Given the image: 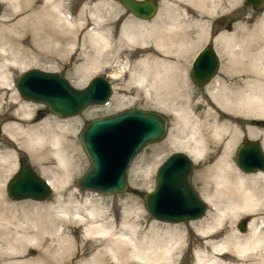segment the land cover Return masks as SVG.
<instances>
[{
	"label": "bare ground",
	"instance_id": "bare-ground-1",
	"mask_svg": "<svg viewBox=\"0 0 264 264\" xmlns=\"http://www.w3.org/2000/svg\"><path fill=\"white\" fill-rule=\"evenodd\" d=\"M220 1L190 0L192 3L189 5L194 10L204 8V14H202L204 19L196 16L195 22L192 20V26L195 29L192 35L185 33L186 24L180 28L179 22L182 18L175 20L174 16L169 20L166 16L167 21L160 16L154 17L147 24L137 23L139 31L124 22L120 29V38L115 42L120 44L122 41L127 44L135 39L138 44L140 43V50L143 47L144 49L150 47L154 52L145 53L135 60L132 66L128 64L125 69L116 70L113 63L114 56L127 55L126 50L131 52L134 50L121 47L115 54L112 53L109 37L99 29L100 23L97 18L94 28L91 29L90 22H83L80 16L77 20L68 19L63 0H6L5 2H9L8 5L13 8L12 11L23 13L14 22L7 23V27L0 21V97L5 93L3 89L10 84L11 89L15 91L12 97L17 95L15 87L9 81L6 65L18 70L29 65L40 68L54 67L50 59L61 55V51L68 50V54L73 55V68L86 76L98 70L101 61L102 64L109 63L107 64L109 68L113 67V74L110 77L117 79L127 76V81L123 85L127 89L123 91L122 100L116 101L115 105L123 101H131L141 94L135 89H143L145 93L147 92L146 94L151 93V90L153 93L156 91L154 93L156 107L167 110L162 104L163 96L158 91L163 86V90L168 89L167 87L186 89L187 86L184 84L187 82V76L185 69L183 71L176 69L178 66L176 59L173 60L161 54H172L176 57L179 53L185 55L184 53L189 50L196 49L206 29H209L207 28L209 25L206 26L207 15L212 14L214 10L212 8ZM183 11L192 15L186 8ZM161 13L164 12L161 11ZM15 24H18V32L30 33L28 46L22 43L20 37L12 38L13 35L9 30L12 32L16 30L18 27L15 28ZM12 28L15 29L12 30ZM84 28L86 31L81 36L80 30ZM177 31L179 33H176ZM231 36L232 34L218 32L213 37V42L222 41L228 52V59L237 58L236 67L226 66L229 69L226 67L224 69L227 75L233 73L237 75L236 83L226 85L219 82L213 90L211 86L213 79L211 83L204 85L213 105L202 108L204 120L194 118L189 105H172L171 110L175 115L174 125L166 133L168 149L184 151L193 161L199 160L202 153L212 152L216 158L215 162L205 170L209 176L208 181L212 183L211 188L202 190V197L209 206L214 208L216 215L211 217L204 215L205 217L201 216L199 220L195 219L200 223L197 226L195 225L197 221L192 222L203 244L201 248L203 250H200L202 252L196 251L194 254L195 264H264V258L258 253L264 246V214H261L264 212V172H262L264 170L241 171L230 163L229 158L230 148L240 135L238 125L242 121L246 124L244 117L264 120V54L260 51L252 53L248 50V52L244 48L231 50ZM204 39L206 40L205 37ZM146 40H150L148 47L144 46ZM193 42L196 43L195 47H192ZM83 47H89L91 50L89 52L84 50L82 55L83 49L80 48ZM125 55L123 58L128 60L129 56ZM82 56L88 59L84 61ZM180 64L179 66H182ZM81 79H78V83ZM169 82L172 85H167ZM132 85L135 87H131ZM17 107L15 112L23 113V116L19 117H22L24 122L17 121V118L4 122L1 126L2 132L27 150L41 152L47 149L46 153L53 157L59 169V173L55 170L52 176H45L52 188H55L57 183H64L66 175L70 172L69 165H73L77 158L76 150L78 149L75 150L68 145L63 134L70 120H62L64 124H59L53 120L50 122L51 118L46 117L33 123L34 117L30 116L32 106H28V101L23 100ZM16 113L13 116L17 117ZM257 132H260L262 136L261 143L264 151V128L248 126V136H253ZM108 143L112 144L113 140H109ZM209 145H212L210 150ZM7 155H0V162H7L9 158ZM137 170V167L135 169L133 167L131 176L137 175ZM131 181L135 183L134 179ZM164 190L174 193L172 186ZM175 195L177 197L176 192ZM72 202L59 201L60 208L55 209L56 212L53 213L52 209L56 207L53 203H47L44 206L18 204L6 201L0 194V264H128L131 258L137 259L142 264H178L175 253L179 252L181 242L183 244V234L180 232L168 233L167 238L164 239L158 227L151 224L149 229L152 235L146 242L145 237H141L143 233L138 234L136 223L133 225L128 221V216L131 214L138 221L140 212L132 213V210L124 214V219L115 225L108 219L103 208H88L85 203ZM241 213L252 214L246 222V234L227 231L221 238L214 239L216 231H220ZM73 223L76 225L74 226ZM76 228L80 233L79 238L70 235ZM137 235L141 239L139 242ZM204 248H208L211 254L207 259H205ZM74 258L76 260L72 262Z\"/></svg>",
	"mask_w": 264,
	"mask_h": 264
},
{
	"label": "rangeland",
	"instance_id": "rangeland-1",
	"mask_svg": "<svg viewBox=\"0 0 264 264\" xmlns=\"http://www.w3.org/2000/svg\"><path fill=\"white\" fill-rule=\"evenodd\" d=\"M5 1L6 0H0V21L2 22V25L5 24V26L7 27L9 23H12L17 18H19L23 12L15 11V10L12 11L13 8H11V6L8 5L9 2L6 3ZM63 2H64V11H66V13L68 14L69 20L70 19L77 20L80 16L83 18V22L84 21L90 22V26H92L91 27L92 29L94 28L96 18H97L98 23H100L98 24L99 29L103 30V33L105 35L107 34V36L109 37V41L112 47L110 49L112 53L115 54L117 52V49L118 48L121 49V47L122 49L127 48V49L134 50L132 52L131 50L125 51L126 54L129 56L128 60L123 58L125 54L124 55L116 54L114 56L115 58H113V63H115L116 70L125 69L128 64H131L132 66V64L134 65L135 60H137L138 58H141L145 53L154 52L153 50H151L150 47L145 48V49L143 47L140 50V46H139L140 43L138 44V42H136L135 39L127 43L128 45L122 41H120V44L118 42H115L117 39L120 38V29L124 22H127L131 26H134L133 28L139 31L140 29H138L137 23L147 24L154 17H160V16L162 17V19L165 18L164 20L167 21V18L169 20L171 17L173 18L174 16L175 20H181L182 18V20L179 22L181 23L180 28L186 24L187 30L185 33H190V35H192L194 34V30H195L192 24L196 16H199L200 18L204 19V17L202 16V14H204V8L200 7L201 10L200 9L194 10L193 7L192 6L190 7L189 5L190 3H192L190 2V0H159L155 15L151 18L141 19V20H139L134 15H132L120 3L119 0H63ZM184 8H186L188 12H191L192 15L186 14L183 11ZM212 10H213L212 14L209 13L207 15L209 24L208 22H206V26L209 25V27H207L209 29H206L205 34H203L202 36L203 38L201 37L202 42H203L204 37L206 38V40L204 39V42H209L211 36L214 35L216 32L217 33L224 32V33H227L228 35L232 34V36L230 37L232 40V44L230 47L231 50L234 51L237 48L239 49L244 48L247 51L250 50L252 53L256 51H260L262 54H264V0L255 7H252L245 0H221L219 4H217L214 8H212ZM161 11L164 13L162 14ZM10 12L12 13L14 12V13L12 14ZM199 12L201 14H198ZM157 13L159 16L157 15ZM177 15H178V18H177ZM221 16H224L225 22L220 20ZM15 25H14L15 28L18 27V24L16 26ZM15 28H12V30ZM18 31H19V27L16 28V30H13V32L9 30L10 34L13 35L12 38L20 37L22 39V43L24 42L23 44L28 46L29 39H30V33H26L23 31L18 32ZM85 31H86V28H84L83 30H80V35L82 36ZM133 31H136V30H133ZM5 32H7V30H5ZM14 32H16V34ZM176 33H179V31H177ZM181 34L183 33L181 32ZM114 42L116 43V46ZM112 44L114 45L112 46ZM195 44L193 42L194 46L192 45V47H195ZM149 45H150V40H146L144 46L148 47ZM80 49H83L82 55H84V50L85 51L88 50V52L91 50L89 47H83ZM214 50L217 53L216 55L218 57L219 66H218V70L216 74L212 77L213 78L212 80L213 83L211 84L212 90L218 86L219 82L225 83L226 85L227 84L233 85L236 83L237 78H238L235 73H233L232 75L231 74L227 75L224 73V69L226 66H229V67L233 66L232 68H234L238 65L236 62L237 58L233 57L232 59H228L227 57L228 52L226 51L225 45L223 44L222 41H218L216 43L214 42ZM190 52L192 51L189 50L186 53H190ZM60 53L61 55H58L57 57L50 59L51 64L55 65L56 67L54 66V67H49V68H40L37 66L29 65L26 68L35 67V68L60 72L64 77H66V79H68V81H70L71 84H73L76 87H80L84 85L87 79L92 75H96V74L108 75L110 84L112 86V89H111L112 92L110 94V98L107 101L108 103L106 104L103 103V104H98V105L96 104L89 105L85 107L83 110L77 112L76 114L61 117V116H57L55 114H52L51 112L46 111L42 103L31 101V100H26L22 98V96L18 93L16 89L15 90L17 92V95L16 97L13 98L12 94H14L15 91L11 89L12 88L11 84L9 86L7 85V88L3 89L5 93H3V95L0 97L1 98L0 100L1 101L0 102L1 104L0 122L2 124L4 122H9L13 119L16 120V118H17V121H23L22 117H19V116H23L22 115L23 113L19 112L18 114L15 111L18 109L17 106L23 100L26 102L28 101V106L29 107L32 106L30 107V116L34 117V120L32 121L33 123L39 122L43 118H46V117L48 119L51 118L50 122L54 121L59 124H64L62 120H70V123L69 124L67 123L68 126H66L67 128H65V132L63 131V134L65 136V141L68 143V145L74 147L75 150L76 149L78 150H76L77 151L76 161H74L73 165L71 166L69 165L70 172L68 173L69 175H66V180H65L66 183L65 181L64 183H57L55 188H52V191L48 194V196L42 200H35V199H30V198L13 199V198H10L6 193L5 182L16 170L18 166L17 159L20 155H25L27 157L28 163L35 170V172L43 175L44 177L50 176V175L52 176L53 172H56V171H57L56 173H59L58 171L59 169L53 157L46 153L47 149L41 152L39 150L37 151L29 150V149L27 150L25 147L17 144L16 141L11 139L7 134L0 132V155L8 154L7 156L9 157L7 158L8 159L7 162H4V163L2 161L0 162V190H1L0 194L6 201L9 200V202H13V203L17 202L18 204H26V205L38 204V205L44 206L47 203H53V205L54 204L56 205V207L52 209L53 213L56 212L55 209L57 210L60 208L58 206L59 201L67 202V200H69V201H73L72 203H75L76 201H78L81 204L85 203V206H87L88 208L101 207L107 213L106 215L108 219H110L115 225L119 224L124 219V214H127L131 212L132 210H133L132 213H134L135 211L140 212L139 214L140 217L138 221H136L135 217L132 214L128 216V221H130L133 225H135L136 223L135 227L137 226L136 229L138 230V234L143 233L141 237H145L146 242L149 241V238L152 235V231L149 229L151 224H154L158 227V230L161 231L160 233L164 235V239L167 238L168 233L180 232L181 234H183V240H182L183 244L181 242V247L179 249V252L175 253L176 262L178 264H195L194 254L196 253V251L203 250L201 249L203 248L202 247L203 244L201 240H199V236H197L196 231L193 228L194 225L192 224V222L199 220L198 218L200 217L195 218L197 220L190 219V220H183L179 222H168V221H162V220L155 219L145 209L143 200L141 197V193L150 189L154 184V170L156 166L166 157L168 153L175 150L173 148H171L172 150L170 148L168 149V140H167L166 135L158 141L150 142L144 145L139 150V152L132 158L129 164V167L127 169V188L126 190L121 191V192L107 194V193H103L99 191H93V190H89L86 188H82V187L77 186L76 184V180L78 176L83 172V170L88 165L87 157L77 138V132L79 128L82 126V124L84 123V121L92 117L110 114V113H113V112H116L118 110L128 108V107L161 110L160 108L156 107V103H155L156 96L154 94L156 93V91H154L153 93L151 90V93L148 92V94H146L147 92L145 93L143 89H135V90H138V92H141V94L134 97L131 101L130 100L123 101L120 103L121 105L120 104L115 105V103L120 102L122 100L123 91L127 89V87L123 86L127 81V76H125L124 78H117V79L110 77L111 74H113V70H112L113 67L109 68L107 65L109 63L106 64L103 62L104 64H102V61L98 65L99 66L98 70L88 73L87 74L88 76H86L83 73L78 72L75 68H73V55L68 54L69 53L68 50L63 51V52L61 51ZM116 57L118 58V60ZM87 59L88 58H84V56H82V60L86 61ZM230 62L231 64L233 63V65L229 64ZM6 67H7L6 71L9 77V81L10 83H12L14 87L13 83H14L16 76L25 68L18 70V68H15L10 65H6ZM229 67H226V68L229 69ZM83 75H84V78L81 79ZM79 78L81 79V81L78 83ZM186 80H187V82H185L186 84H184L183 82V84L187 86L185 87L186 89H182V88L173 89L171 87H167L168 89L163 90L164 89L163 88L164 86H163L158 91L159 94L163 96V101H162L163 106L167 108V110H161V112H163L168 118V127H167L169 128L168 131L174 125L175 115H174L173 110H171L172 105H175V104L176 106L189 105L190 108H192L191 110L192 116L196 119L200 118L202 120H204L202 108H204V106H207V105H209L210 107L213 106L208 90L205 87L206 85L204 86V85L194 84L190 80L188 73H187ZM209 81H207L206 83H208ZM170 83L171 82H169L167 85H172ZM131 87H135V86L132 85ZM164 93L166 94V96ZM14 113L17 114V117L13 116ZM244 118H245L244 121L246 124H244L243 121L239 123L238 127L240 130L239 131L240 135L238 139L235 141V143L232 145V147L230 148V153H229L230 163L236 168H238V166L236 165L235 160H234V150L238 142L241 140V138L248 137L250 139H261L262 141V138H261L262 136H260V132L254 133L253 136H248V126H251V127L254 126L260 129L264 128V124H258L256 122L261 118L247 117V116ZM208 149L209 150L212 149V145H209ZM38 153L39 154L41 153V154L39 155ZM202 154L203 155H201L199 160L192 161L193 168L190 174V181L200 196H202V190H206L209 187L211 188L210 185L212 183L211 181H208L209 176L205 170L211 164H213L216 160L214 156L215 154L212 152L206 153V154L202 153ZM42 166L44 168H42ZM133 167L134 169L135 167H137L138 169L137 175L131 176L132 175L131 171ZM151 167L153 170L151 169ZM45 170H46V173H45ZM132 179H134L135 183L131 181ZM57 200L58 202L56 203ZM129 204H131V207H129ZM261 214H264V212H261ZM204 215L206 217H211V216L216 215V212L213 207L209 206V204H206V209L202 216ZM251 215H252L251 213L239 214L233 219L234 221L232 220V222H229L230 224L228 223L225 226H223L222 227L223 230L220 229V231H216V234H214V239L221 238V236H223V233L227 231H235L238 233L246 234L247 232L246 224H245L244 230H239L237 227V224L240 218L244 217L246 219H249ZM198 222L199 221L196 222L195 224L196 226L200 225V223ZM73 224L74 226L76 225V223H73ZM74 226H72L73 227L72 229H74ZM70 235H73L75 238L80 237V233L77 230V228L74 231H72ZM137 236H138V242H139V240L141 239L139 235ZM164 239L163 241H165ZM204 253H206L205 259L209 258L211 255L208 248H204ZM258 253L260 256L264 258V246L261 248L260 252L258 251ZM75 260L76 259L74 258L72 262ZM137 262H138L137 259L131 258L128 264H142V262L140 261L138 263Z\"/></svg>",
	"mask_w": 264,
	"mask_h": 264
},
{
	"label": "water",
	"instance_id": "water-1",
	"mask_svg": "<svg viewBox=\"0 0 264 264\" xmlns=\"http://www.w3.org/2000/svg\"><path fill=\"white\" fill-rule=\"evenodd\" d=\"M119 1L141 19L152 17L156 11L155 0ZM245 1L254 7L263 0ZM205 56L209 60L203 59ZM217 66L212 44H206L195 55L189 74L195 82L203 83L213 76ZM14 86L24 99L42 103L46 111L59 116L73 115L88 105L102 104L111 93L110 82L104 75H92L84 85L76 87L59 72L35 67L22 70L16 76ZM167 127L163 112L136 107L85 120L77 138L88 165L78 176L77 186L107 194L126 190L131 159L147 143L163 138ZM107 140H113V143L109 144ZM17 160L16 170L5 182L7 195L13 199L46 198L51 192L48 180L35 172L25 155H20ZM235 162L245 171L263 169L264 154L259 143L243 139L236 146ZM191 170V158L178 150L170 152L156 167L154 185L141 193L144 207L152 217L179 222L203 215L205 203L190 182ZM164 186H172L174 195L164 190ZM245 220L240 218L239 230L244 229Z\"/></svg>",
	"mask_w": 264,
	"mask_h": 264
},
{
	"label": "flooded vegetation",
	"instance_id": "flooded-vegetation-1",
	"mask_svg": "<svg viewBox=\"0 0 264 264\" xmlns=\"http://www.w3.org/2000/svg\"><path fill=\"white\" fill-rule=\"evenodd\" d=\"M157 1H159V0H157ZM220 20H222V21H224L225 20V18H224V16H221L220 17ZM225 22V21H224ZM213 36V35H212ZM212 36H211V38H210V40L212 39ZM210 40H209V42H210ZM201 43H199L198 45H197V47H195L196 49H193L192 51H194V52H190L189 54L188 53H184L185 55H183V54H181V53H179V54H177V56L176 57H173L174 55H172V54H161V55H166V56H168V57H170V58H172L173 60H175V59H177L176 60V62H177V64H178V66H176V63L174 64V68H175V66H176V69H179V70H184L185 71V73H186V76H187V73H188V75H189V78H190V80L194 83V84H196V85H205L204 83H201V84H198L197 82H195L192 78H191V76H190V74H189V72H190V69H191V67H192V62H193V59H194V57H195V55L201 50V48L204 46V45H206L207 43H209V42H204L203 41V43H202V40L200 41ZM217 54V53H216ZM181 55H183L182 56V58H181ZM185 56V57H184ZM184 57V58H183ZM187 57V58H186ZM182 60H181V59ZM186 58V59H185ZM203 59H206V60H209V57L208 56H205ZM182 61H184V62H182ZM181 64H180V63ZM185 63H186V65H185ZM179 64L180 65H182V66H179ZM184 64V65H183ZM218 66H219V63H218ZM218 66H217V68H216V70H215V73H214V75L216 74V72H217V70H218ZM180 67V68H179ZM213 75V76H214ZM187 78V77H186ZM211 79H213V78H211ZM211 79H210V81H211ZM209 81V80H208ZM209 81V82H210ZM206 83V82H205ZM207 84V83H206ZM1 122H0V126H1ZM245 137H243V138H241V140L242 139H244ZM256 140H258V141H261V139H256Z\"/></svg>",
	"mask_w": 264,
	"mask_h": 264
}]
</instances>
